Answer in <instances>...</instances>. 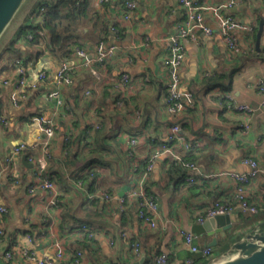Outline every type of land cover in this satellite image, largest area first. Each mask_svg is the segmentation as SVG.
<instances>
[{
  "label": "crops",
  "instance_id": "0c3cea01",
  "mask_svg": "<svg viewBox=\"0 0 264 264\" xmlns=\"http://www.w3.org/2000/svg\"><path fill=\"white\" fill-rule=\"evenodd\" d=\"M37 1L28 3L3 41L0 68L8 64L9 57L23 56L31 60L29 81L39 72L52 75L62 63L77 69L72 84L60 88V98L67 109L47 100L50 86L41 87L33 99L39 115L54 117L59 124L49 144L51 158L46 164L57 186L61 200L59 208L49 204V194L30 195L27 192L34 181L36 163H44L38 146L34 147L40 133L32 119L26 121L30 110L27 100L17 107L10 105L8 98L14 86L0 85V96L7 108L3 114L10 119L8 127L0 126V176L3 181L0 199L7 209L0 224L5 229L8 247L12 245L15 251L30 248L36 256L53 258L54 243L60 241L66 251L58 264H151L158 252L167 254L168 264H185L189 258L196 263L199 257L185 246L179 232L192 233L191 228L198 224L199 216L215 201H229L234 187L229 173H247L249 168L243 164L246 156L255 158L264 169V93H257L259 83L264 80V25L259 50L256 49V33L260 21H264V0H194L199 5L224 6L223 14L253 29L235 32L237 47L231 50L217 21L207 17L205 24L211 33L198 32L199 44L184 42L180 91L193 95V106L176 118L166 112L167 95L163 83L168 39L177 35L185 18L177 0H135L137 8L131 20H125L117 12L119 0H110L106 5H101L100 0H88L89 8L103 15L109 23L106 41L101 43L116 49L111 58L100 65L95 44L91 45L94 47L87 44L91 62L86 67L79 66L74 55L59 60L43 51L36 56L37 51L23 38H17L14 44L19 55L3 54L4 47L15 39L18 27ZM111 27H116L119 34L114 35ZM80 32L83 37H89L86 27ZM91 37L96 42L104 36L93 30ZM91 70H95L97 76ZM124 74L130 78L127 86L121 83ZM229 94L237 102L248 104L254 113L246 115L229 110L225 98ZM174 122L180 125L181 141L197 146L195 151L182 155L194 162L199 171L178 172L171 168L168 156L156 159L146 182L159 200L160 221L157 228L151 230L138 220L133 202H128L126 210L120 213L118 198L125 196L133 186L146 158L167 139L168 129ZM243 123L250 126L246 134L238 131ZM96 124H99L98 135L91 131ZM69 132L75 140L70 151L75 154L74 158L65 154L64 138ZM133 137L140 143L134 157L128 159L127 140ZM87 142L94 144L91 147L95 152L82 159L85 150L90 148L86 147ZM20 143L26 144L27 151L6 162L12 149ZM174 150L181 152L178 148ZM29 154L35 158L33 163L28 162ZM23 158L31 168L22 163ZM90 169L97 175L93 193H90L93 190L91 180L80 187L72 181L73 176ZM12 172L20 179L16 188L5 182L7 174ZM189 176H193L195 182L189 183ZM58 179L65 184H59ZM103 194L112 199L95 198L103 207L101 216H96L94 208L84 207V203L92 195L100 197ZM247 194L251 201L264 198V173L249 182ZM125 232L129 236L123 237ZM26 235L30 236V241ZM213 238L217 244L211 248L218 254L223 238L219 234L195 236L193 243L203 247ZM134 242L140 246V256L136 260H133L132 251ZM75 250L84 253L79 261ZM11 264L33 262L22 260L16 253Z\"/></svg>",
  "mask_w": 264,
  "mask_h": 264
},
{
  "label": "built area",
  "instance_id": "2783aa9c",
  "mask_svg": "<svg viewBox=\"0 0 264 264\" xmlns=\"http://www.w3.org/2000/svg\"><path fill=\"white\" fill-rule=\"evenodd\" d=\"M109 2L110 0H100L101 5L109 4ZM177 3L183 10L185 18L178 29L177 35L168 39L169 48L166 59L167 71L163 83V88L167 95L166 112L173 118L181 116L186 109L193 106V95L187 91H180V70L185 56L184 42L188 41L199 44L197 36L198 32H203L206 35L211 33V30L205 24L207 17L217 21L220 33L222 34L228 48L231 50H235L237 47V41L234 37L235 32L240 30L251 32L253 29L250 26L240 24L231 16L223 14L222 9L225 8L224 6L199 5L194 0H177ZM118 4L119 5L116 9L117 12L122 14L125 20H131L136 11L137 2L135 0H119ZM42 11L43 9H40V12ZM108 11H110V9H108ZM38 20L39 18H36V22ZM110 31L114 35L119 34V30L116 27H111ZM27 39H32L30 34L27 36ZM115 49L116 48L114 46L106 47L103 43L97 45L94 48L97 63L100 65L104 64L106 60L111 58ZM74 56L78 58L79 66L86 67L91 62V59L89 58V50L87 48H75ZM16 64L17 67L13 74L2 82L3 85L13 84L14 86V90L8 98L10 105L17 107L19 103L25 99V93L29 90L37 91L41 87L50 86L52 89L46 92L47 100L55 101L56 107H64L67 109V106L60 98V88L63 86H70L72 84L77 67H71L67 63H62L52 75L47 74L46 72H39L34 80L29 81V67L23 65L22 60L20 59L16 60ZM91 73L97 76V72L95 70H91ZM211 74L213 75V73ZM121 83L122 86H127L130 83L128 75H122ZM257 93H264V80L259 83ZM225 98L226 106L229 110L246 115L254 113L253 108L246 103L237 102L231 94L226 95ZM119 106H122L121 102H119ZM32 122L37 125L40 133V136L37 138V145L35 144L34 147L38 146L40 156L43 158L44 163H36L34 181L27 187V192L30 195L47 193L50 196L49 204L55 208H59L61 200L59 198L57 186L45 173L46 164L51 158L49 144L59 129V124L54 117L44 118L42 115L33 117ZM9 124L10 119L5 114L0 115V126L6 128ZM98 129L99 124H96L91 128V131L94 133V131H97ZM249 129V124L243 123L238 131L241 134H246ZM180 130V125L177 122L170 125L167 139L154 148L152 154L146 158L144 166L139 171V176L136 178L133 186L127 191L125 196L118 198L120 213H123L126 210L128 202H133L136 208L138 220L143 226L151 230L157 228L160 221L159 200L147 191L145 185L152 172L156 159L162 155H166L170 158L171 162L176 165H180L183 170H187L189 172L199 171L194 162L183 158L184 155L182 154L195 151L197 146L195 144L182 142L179 137ZM71 139V132H69L64 138L65 146L69 141H71ZM87 143L90 144L89 142ZM139 143L140 141L135 137L127 140L128 159H132L134 157L135 150ZM174 148H178L181 152L175 151ZM26 151V144L20 143L16 145L12 149V153L7 162H11L12 157L19 156ZM27 157L28 162H34L33 159L35 158L33 155L29 154ZM243 164L249 168L247 173H229L234 182V187L232 189V193L230 194L229 201H215L201 216H199L197 219L198 223H202L206 218L232 214L235 211H239V213L247 215H255L259 210H261V208L264 207V198L257 201H251L247 194V186L249 182L256 178L260 173H264V169H262L259 162L251 156H246L243 159ZM7 176L10 187L16 188L20 185V179L14 172L7 174ZM187 180L189 183L195 182L193 176H189ZM2 186L3 181L0 176V191ZM77 186L80 187L82 185L81 183H77ZM92 198H98L105 201H110L112 199V197L108 194H103L100 197L92 195L90 199ZM6 213L7 209L0 199V222ZM4 234L5 229L0 224V262L4 264L12 261L16 253L22 260L31 261L33 264H58L65 257L66 250L61 245L60 241H56L54 243L55 251L53 258L36 256L35 252L30 248H21L18 251H15V248L5 250L1 247H6ZM122 235L123 237L129 236L128 232H125ZM91 236L92 235H89V237ZM179 236L185 246L190 249V252L202 260L206 259L209 261L215 257L216 254H214L213 248L207 245L203 247L194 245L193 241L195 236L192 233L180 231ZM26 237L30 241V236L26 235ZM132 251L133 260H136L140 256V246L138 243H133ZM74 255L76 260L79 261L82 259L84 253L80 250H75ZM151 264H168L167 254L160 253L154 255L152 257ZM185 264H193V259H187Z\"/></svg>",
  "mask_w": 264,
  "mask_h": 264
},
{
  "label": "trees",
  "instance_id": "16d2710c",
  "mask_svg": "<svg viewBox=\"0 0 264 264\" xmlns=\"http://www.w3.org/2000/svg\"><path fill=\"white\" fill-rule=\"evenodd\" d=\"M40 9H43V11L40 12ZM36 18H39L37 22ZM108 24L109 23L104 20L103 15H99L97 14V12H95V10L89 8L88 0H38L33 5L29 14L26 16L25 21L18 27L17 32L15 34V39H13V41H11L8 45L4 47L3 54L14 53V57L19 55V51L18 49L14 48V44L17 38H23L26 44L32 50L37 51L35 54L36 56H40L42 55L43 51H46L59 60L64 58L69 59L71 58V56L74 55L75 48L77 47L86 48L87 44H89L90 47H94L91 45L95 44V46H97L101 42H105L106 35L109 32ZM85 27L88 30L89 37H83V35H80L82 33L80 32V30L83 31V28ZM93 30H96V32H99L104 37H100L99 40L96 42L93 41L91 37V32ZM29 34L32 37L31 40L27 39V36ZM17 59L22 60L23 65L29 67L31 60L23 58V56H17L14 59L9 57L8 64L0 68V85L5 79H8L16 69ZM39 90H29L25 93L24 101L27 100V106L30 109L28 111L29 115L26 117V121L39 115V112L37 111L33 103V99H35L34 97L38 95ZM5 104L6 103L3 102L0 96V115H2L7 109L5 107ZM98 132L99 130L95 132L96 135H98ZM94 140L95 139H91V141ZM74 141V139H71V141H69L68 144L65 146V154L69 158H74L75 156V154L70 153V151L74 147ZM92 144H86V147L89 145L90 148L85 150L84 155L82 157L80 156L82 159H86L88 157L93 156V152H95V150H93L94 148L91 147ZM183 158L189 160L187 157H185V155ZM170 164L171 168L175 169L176 171H184L180 165H176L173 162H170ZM45 173L52 180V174L50 173V169H48L47 171L46 168ZM89 180H91L90 186L93 188L90 193H93L94 185L96 184L97 180V175L95 172H93L92 169L72 177V181L74 184L81 183V185H84L86 181ZM5 182L9 183L8 178H6ZM57 182L62 186L63 183L65 184L63 180L58 179ZM145 187L147 191L152 194V192H150V189L146 185ZM86 201L87 202L84 203V207L94 208V214L96 216H101V211L103 208L101 202L95 198ZM260 221H264V207L261 208V210H259L258 213L255 215L239 213V223L233 226L232 229L227 232L226 236L221 239L219 245H221L222 248H220L219 250H221V252L225 251L229 243L233 240V238L236 237L239 231L249 226H252ZM4 239H7L5 234ZM11 246L12 245H9V247ZM6 247L9 249L7 242ZM157 254H160V252L156 253L155 255ZM201 261V258L197 259L196 263L193 260V264H200ZM7 264H11V261H9ZM201 264H203V262H201Z\"/></svg>",
  "mask_w": 264,
  "mask_h": 264
},
{
  "label": "water",
  "instance_id": "95a60500",
  "mask_svg": "<svg viewBox=\"0 0 264 264\" xmlns=\"http://www.w3.org/2000/svg\"><path fill=\"white\" fill-rule=\"evenodd\" d=\"M27 2L28 0H0V41L8 29H11L18 21L17 17L27 6ZM263 25L264 21L261 20L256 33V49L258 50ZM0 45L1 48L2 43ZM22 163L32 167L24 158ZM237 223H239V211L206 218L202 223L193 225L191 232L198 237L204 234L208 237L219 234L224 238L226 232ZM216 244V238H213L207 246L214 247ZM143 259L144 255L141 260ZM206 264H264V221L239 231L226 250L216 254Z\"/></svg>",
  "mask_w": 264,
  "mask_h": 264
},
{
  "label": "rangeland",
  "instance_id": "374dc122",
  "mask_svg": "<svg viewBox=\"0 0 264 264\" xmlns=\"http://www.w3.org/2000/svg\"><path fill=\"white\" fill-rule=\"evenodd\" d=\"M31 1H32V0H30V1L28 0L27 3L30 4ZM27 6H28V4H27ZM27 6H26L23 10H25V9L27 8ZM23 10L21 11V13H23ZM21 13H20L19 16L17 17V19H19ZM13 24H14V23H13ZM10 33H11V29H8V31L5 33V35L3 36L2 40L0 41V44L3 43V41H5L6 37H7ZM0 46H1V45H0ZM219 252H221V251H219ZM219 252H218V253H219ZM221 253H222V252H221Z\"/></svg>",
  "mask_w": 264,
  "mask_h": 264
}]
</instances>
